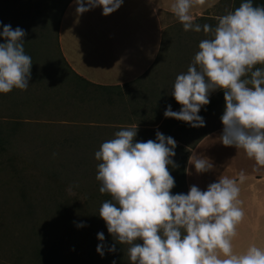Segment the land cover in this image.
I'll use <instances>...</instances> for the list:
<instances>
[{"label": "clouds", "instance_id": "1", "mask_svg": "<svg viewBox=\"0 0 264 264\" xmlns=\"http://www.w3.org/2000/svg\"><path fill=\"white\" fill-rule=\"evenodd\" d=\"M194 0H175L172 11L185 31H201L189 14ZM203 5L205 0H195ZM77 14L96 7L104 16L119 9L123 0H75ZM213 38L199 43L186 73L176 76L172 95L179 112L169 105L166 118L192 127H203L198 115L210 103L209 95L223 90L225 111L221 117L225 146L243 149L256 164L264 166V6L244 0L234 11L218 17ZM26 32L4 25L0 36V93L14 88L27 90L32 59L25 53ZM137 126L122 128L105 141L95 158L99 191L111 196L99 208L107 230L120 244L128 245L131 264H264V248L255 244L243 253L234 251L232 240L245 212L237 181L221 177L206 191L191 186L187 194L173 195V164L176 141L156 133V140L135 142ZM198 173L212 168L204 158H192ZM244 174L241 173V182ZM83 226L78 225V227ZM103 242V233H98ZM143 243H137V241ZM115 252V245L109 248ZM103 256V244L97 246ZM115 264V262H113Z\"/></svg>", "mask_w": 264, "mask_h": 264}, {"label": "rangeland", "instance_id": "2", "mask_svg": "<svg viewBox=\"0 0 264 264\" xmlns=\"http://www.w3.org/2000/svg\"><path fill=\"white\" fill-rule=\"evenodd\" d=\"M50 1L33 5L36 15H32L29 39L37 48L34 70L39 80L29 84L23 94L33 100L22 104L20 112L13 95L0 100L2 121L28 124L16 133L11 146L0 151V264H78L84 258L94 231L102 229L98 222L102 224L99 208L104 196L99 191L101 182L96 179L102 161L96 160L95 153L122 128L137 126L135 140L147 132L148 140L155 141L151 108L161 101L158 96L148 100V92L169 93L176 76L188 70L200 41L212 38L211 32L209 37L204 36L203 25L213 28L212 21L228 14L232 3L221 0L205 13L207 17L194 21L201 26L200 32L185 31L175 18L165 23V44L151 74L150 89L141 83L101 89L75 79L67 68L57 45L58 10ZM49 10L55 19L43 36L39 22ZM39 98L47 102L40 104ZM220 110L214 119L210 116L203 129L223 125L219 118L225 109ZM181 138L188 147L196 137ZM50 142L54 144L49 147ZM180 148L182 151L171 158L174 163L168 165L169 172L188 152ZM44 149L51 150V156L42 155ZM24 196L38 204L35 210L27 209ZM65 200L71 205L66 212L61 207ZM128 247L123 244L118 264H131Z\"/></svg>", "mask_w": 264, "mask_h": 264}, {"label": "crops", "instance_id": "3", "mask_svg": "<svg viewBox=\"0 0 264 264\" xmlns=\"http://www.w3.org/2000/svg\"><path fill=\"white\" fill-rule=\"evenodd\" d=\"M220 2L205 0L201 5L194 0L189 13L193 22L207 17L205 13L211 12ZM174 3L175 0H123L119 9L104 16L101 7L77 14V5L72 0L63 12L58 27L61 57L73 77L81 82L105 87L138 83L146 85L150 83L162 49L168 27L165 23L172 18L179 20L172 11ZM148 94L152 99L158 96L154 90ZM167 102L165 99L160 104ZM151 110L152 114L157 111L160 120H164L160 106L157 109L153 106ZM217 113L218 109L211 110L206 116L207 120L210 116L214 119ZM160 123H151L150 126L161 133ZM205 125L196 129L193 137L197 139L188 147L183 145V138L181 143L178 142L188 151L185 163L186 191L188 193L191 186L206 191L210 184L218 182L221 177L236 180L245 217L237 226V235L232 240L234 251L243 253L253 244L264 248V166L257 165L243 149L225 146L220 139L223 127L203 129ZM179 135L183 136V126ZM192 158L207 159L212 168L198 173ZM241 173L244 174L242 182Z\"/></svg>", "mask_w": 264, "mask_h": 264}, {"label": "trees", "instance_id": "4", "mask_svg": "<svg viewBox=\"0 0 264 264\" xmlns=\"http://www.w3.org/2000/svg\"><path fill=\"white\" fill-rule=\"evenodd\" d=\"M71 1L72 0H51L49 2V4L53 6V9L58 10V18L56 19L57 28L59 27L63 12L65 11L66 7L69 5ZM222 1H232L230 12L234 11L237 7L240 6L242 2H244V0H222ZM37 2H41V0H0V33H2L3 31L4 25H11L12 29L19 27L26 32V35L24 37V42H25L24 49H25V53L31 57L32 63H33L31 67V78L29 80V84H33L35 81L39 80V76H37V73H35V70H34V64L37 58V48L32 43L33 41L29 39V30L33 26L32 15L35 14L33 12L35 10V8H33V5H35ZM252 3L254 6H264V0H252ZM52 10L47 11V13L44 16V20L39 22L40 30L43 31L42 32L43 36H45L46 33L48 32L51 20L54 17ZM212 22L214 24L212 29L214 30V28L218 24V18L214 19V21ZM204 36L209 37V33L206 34L204 32ZM211 37L213 38V35ZM3 42H5L4 38L0 36V43H3ZM57 42H58V37H57ZM164 44H165V38L163 37L162 49L157 57V62L159 61L162 55ZM198 51H199V46H198ZM86 84L91 85L89 83H86ZM172 86L169 87V93H167L165 90H160L158 92V98L161 101L165 99L168 101L167 103H165V105H163V103L161 104L159 103L157 106L154 107L155 109H157L160 106V109L162 110L161 113H164L169 105L171 106V109L173 111L179 112V110L181 109V105L177 103L174 96L172 95V91H173ZM96 87L101 88V89L113 88V87H105V86H96ZM114 88H118V87H114ZM28 91H30V89H28ZM24 93H25V90L14 88L10 93H7V94L0 93V100H4V98L8 95H13L14 97L12 98V101L17 108L16 110L20 112L21 109L23 108L22 104L25 105L30 99H32V97L30 96L27 98H24L23 97ZM149 99H152V96H150ZM209 100H210V103L208 105L202 106L201 110L198 113V115L203 117L204 121L207 120L206 116L211 110L216 111L218 109V111H221L220 109H225V100H224L223 90L217 89L216 91L211 92L209 95ZM41 101H43L44 103L47 102L46 99L43 100L39 98L40 104H41ZM156 113L157 111L154 112V114ZM160 118L157 113L154 119L156 123L161 122L159 125V129L161 130V133L164 136L172 137L177 142L182 141L179 135V133L181 132L182 126H183V135L189 136V138L190 136L193 137L196 129L198 128V127H192L189 123L177 120L175 118L165 117L164 120H160ZM2 119L3 117L0 116V151H3L7 149L9 146H11V144L15 141L14 136L20 130V128H22V126L28 125L26 122H23L21 120H11V121L3 120L2 121ZM219 119H221V117ZM222 127L224 126L220 125L219 123L217 126H213V129L222 128ZM147 134H148L147 132L142 133L139 139H136L135 142H146L148 140ZM199 137L201 136H198V138ZM155 140H156V136H155ZM46 142H49V141H46ZM53 144L54 142L48 143L49 147L53 146ZM178 150L182 151V148L176 145L174 149L175 155ZM41 152L42 150H40V153ZM46 154H49L51 156L52 151L49 149H44L42 155L46 156ZM187 155H188V152L185 153L184 156L181 158V162L179 165L175 164V167L171 166L170 174L175 180V186L173 187V189H171V192L173 195L187 194L186 185H185V163L187 160ZM101 195L104 196L102 201L105 202V201L111 200V196L109 194L101 193ZM23 200L26 202L28 210H33L36 206H38V204H35L32 201H30V199L27 198V196H24ZM61 207H62V210H65V212L66 210H69V208L71 207V205L69 204V200L63 201V203L61 204ZM101 222L102 224L98 222V225H102V229L94 231V234L93 236H91V240H90L91 244L87 248L84 258L81 259V261L78 264H113V262H115V264L119 263L120 257L122 254L123 244H120L114 238V236L108 232L107 225L102 218H101ZM98 233H103L105 237L103 242H101L98 239ZM101 243L103 244V252H104L103 256H101L97 252V246L100 245ZM113 245H115L116 251L110 252L109 248L112 247ZM67 263L72 264V262L70 263L65 262V264Z\"/></svg>", "mask_w": 264, "mask_h": 264}, {"label": "water", "instance_id": "5", "mask_svg": "<svg viewBox=\"0 0 264 264\" xmlns=\"http://www.w3.org/2000/svg\"><path fill=\"white\" fill-rule=\"evenodd\" d=\"M165 137H169V136H165Z\"/></svg>", "mask_w": 264, "mask_h": 264}]
</instances>
